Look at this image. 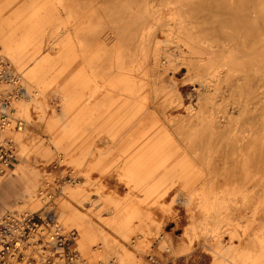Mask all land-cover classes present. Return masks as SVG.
Masks as SVG:
<instances>
[{
	"label": "bare ground",
	"instance_id": "6f19581e",
	"mask_svg": "<svg viewBox=\"0 0 264 264\" xmlns=\"http://www.w3.org/2000/svg\"><path fill=\"white\" fill-rule=\"evenodd\" d=\"M35 1L22 9L27 15L21 25L0 33L7 52L16 53L20 34L24 41L35 37L55 13L44 0ZM78 13L79 75L54 95L57 117L71 112L63 134L81 130L84 185L117 176L157 205L177 191L176 199L190 213L186 231L209 235L202 244L212 264H264L259 252L242 245L249 223L240 221L264 227L257 225L258 208L229 222L250 187H256L255 196L264 193L257 187L264 181V0H83ZM19 15L3 21L9 25ZM70 16L58 19L53 35ZM62 42L67 40L55 45L66 53ZM247 49L261 60L245 65ZM48 65L47 57L37 58L29 81L45 82ZM180 67L184 71L178 78ZM115 197L103 196L113 203L111 223L122 237L132 227L147 229L134 205L119 213ZM150 226L158 253L188 254L185 243L156 232L160 221ZM225 234L237 237L238 244L225 242ZM101 239L102 248L110 245L106 234ZM258 244L264 248V236ZM114 251L113 262L130 264L125 251Z\"/></svg>",
	"mask_w": 264,
	"mask_h": 264
},
{
	"label": "rangeland",
	"instance_id": "374dc122",
	"mask_svg": "<svg viewBox=\"0 0 264 264\" xmlns=\"http://www.w3.org/2000/svg\"><path fill=\"white\" fill-rule=\"evenodd\" d=\"M28 1L0 0V33L13 31L16 29L15 24L21 25L27 15L26 10L22 9L25 6L27 8ZM38 1L40 0L33 4ZM44 1L55 7L56 11L52 17L42 22L38 35L24 41L21 33L16 53L7 52L0 43V69H5L10 75L0 79V90L6 92L8 98L6 111L9 118V123L0 128V140L9 141L14 153V157L0 172V216L13 208L42 210L44 202L41 198L44 196L46 199L47 193H50L48 209L53 211L65 230H75L70 243L78 256L74 264H117L113 262L115 249L125 251L129 255L130 264H212V254L203 245L209 238L208 233L198 234L195 228H188L189 236L186 234L185 226L191 222L190 213L176 199L180 198L177 191H170L161 204L157 205L145 198L142 191L120 183L117 176L113 180L103 182L98 179L96 184L84 185L82 133L78 128L71 136L63 134V124L66 119H70L71 112L66 118H58V100L54 95L55 89L65 90L70 79L79 75L81 42L79 37H75V29L79 26L77 14L83 0H62L63 3L59 0ZM19 12L20 18L17 17L19 19L6 25L3 20ZM67 14L71 16L63 21L61 32L53 35L52 30L58 19L65 18ZM20 31L21 29L18 33ZM67 35L70 36L69 40ZM63 39L67 40L62 42L65 44L63 46H68L66 53L58 50L59 46L55 45ZM42 56L47 57L50 62L43 78L45 82L36 79L30 82L27 73L37 58ZM259 60L261 58L258 53L254 54L247 49L245 65ZM178 71L175 76L179 78L184 68L180 67ZM78 100L77 110L81 105V98ZM259 185L257 187L264 190V181ZM255 190L256 187H250L248 197L236 203L241 208L233 210V214L237 216L230 215L229 222L240 220L243 213L251 214L256 206L261 220L257 225L264 223V193L255 196ZM105 193L116 196L115 206L119 213L127 206L134 205L135 210L144 217L146 226L149 225L147 229L132 227L123 238L112 226L113 212L110 207H113V203L103 198ZM150 211L152 214H149ZM153 220L161 222L162 229L156 232L166 233L175 244L185 243L188 254L177 252L175 257L163 250L158 253L155 244L157 235L150 229ZM251 221H240L243 225L249 223L247 240L242 245L264 257V248L258 244L259 236H264V227L260 229ZM105 234L111 242L102 248L101 238ZM223 238L229 245L236 246L239 242L237 237H229L227 234ZM115 244L117 245L114 246ZM151 253H154L152 258Z\"/></svg>",
	"mask_w": 264,
	"mask_h": 264
},
{
	"label": "built area",
	"instance_id": "2783aa9c",
	"mask_svg": "<svg viewBox=\"0 0 264 264\" xmlns=\"http://www.w3.org/2000/svg\"><path fill=\"white\" fill-rule=\"evenodd\" d=\"M7 76L6 70L0 69V79ZM6 96L0 90V128L9 123ZM8 142L0 140V172L14 157ZM41 199L42 210L13 208L0 216V264H72L77 257L70 244L73 233L60 226L53 211L48 209L51 194Z\"/></svg>",
	"mask_w": 264,
	"mask_h": 264
}]
</instances>
